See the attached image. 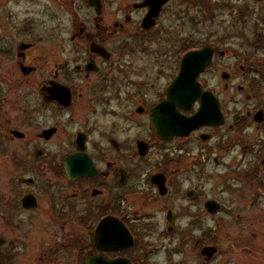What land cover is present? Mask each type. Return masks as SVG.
<instances>
[{
	"label": "flooded vegetation",
	"instance_id": "obj_1",
	"mask_svg": "<svg viewBox=\"0 0 264 264\" xmlns=\"http://www.w3.org/2000/svg\"><path fill=\"white\" fill-rule=\"evenodd\" d=\"M190 6L181 22H164ZM37 7L39 22L28 0L27 22L17 28L26 39L5 76L0 61V156L31 161V177L19 179L25 190L14 185L20 192L12 204L0 196V218L30 217L31 264H163L157 254L165 264H264L261 216L229 221L224 203L211 214L205 204L215 200H204L205 223L225 213L218 249L212 234L202 236L199 214L167 199L179 188L172 178L184 160L190 167L218 162L217 154L232 147L241 157L232 175L253 178L254 203L264 199V0H136L118 9L116 0H42ZM178 27L191 29L194 46L182 57L206 49L210 59L196 79L206 94L178 112L193 117L204 102L219 123L160 138L153 111L167 99L182 57L163 84L166 73L136 70L130 53L152 52L148 36ZM19 74L27 77L26 92ZM249 152L259 163L247 171L242 159ZM191 189L179 197L197 202ZM4 242L0 237V264H17L15 240Z\"/></svg>",
	"mask_w": 264,
	"mask_h": 264
},
{
	"label": "rangeland",
	"instance_id": "obj_2",
	"mask_svg": "<svg viewBox=\"0 0 264 264\" xmlns=\"http://www.w3.org/2000/svg\"><path fill=\"white\" fill-rule=\"evenodd\" d=\"M133 1L136 0H116V8L118 9L119 6H125L127 3ZM40 2H42V0H31V18L36 15L37 22L40 21V19H38L39 15H37V4ZM27 8L28 0H0V36H2V39L0 40V48L5 50L10 49L9 46H13V52L11 54L0 55V61L3 63L1 73L4 76L16 60V45L26 39V34H19L17 28H21V26L27 22ZM190 9L191 6L185 10H180L177 17L176 15H166V20L164 22L176 24L178 23V18L179 22H181L183 17L188 15ZM40 17L42 18L43 15ZM116 17H118V14ZM2 23L7 24V30L4 29L6 34H4L1 30ZM190 30L191 29L187 27L181 29L178 27V29H173L171 31H161L157 36H148L147 39L152 41L147 40L146 44L153 46H150L153 48L152 52L132 51L130 53V57L135 63V69L150 74H154L156 71L161 70L164 74L166 73V75L164 78H161L159 82H163V84H165V82L170 81L167 76L170 77L169 75H172L174 71L176 72V59L181 58L186 51L194 47L192 39L188 36ZM35 33L43 34V30L36 26ZM177 51H179V55L177 54ZM158 58L159 60L157 63L156 59ZM18 76L21 81L20 88H23V91L26 92L28 87L27 77L22 74H19ZM7 97L12 98L11 95H7ZM12 147L17 148V146ZM237 152V147H232L228 150H221L216 156L219 159L218 162H214L212 161V158V160L209 158L198 167H190L191 164L189 159L184 160V162L179 166V170L177 171L178 173H176L175 177L172 178L179 188L173 196L167 198L168 200H177V204H180L181 209L186 210V214L190 213L194 218L195 214H199L201 218H199L198 225L205 224V228L201 231H204L202 236L207 239L205 234H212L217 241L216 246L218 249L225 245L223 238L226 232L219 228V217H222L225 213H219L217 217L218 220H216V216H211V218H207L209 222L205 223L204 218L207 217V213L202 206L204 200L213 199L219 204L220 202L224 203V205L228 208V212H230L227 213L229 215V221H233L236 214H242V216L243 214H251L261 216L262 222L264 223V199L256 196L257 202L254 203L253 201V196L255 195V186L253 184L257 181H254L253 178L247 176L243 179H236L232 175V171L234 168L236 170V168L239 167L238 162L241 160V157L237 154ZM253 155L254 154L252 152H249L244 160L242 159L243 170L249 171L253 168V166H255V164L259 163V159L256 160ZM259 174L260 179L264 181V175L261 173ZM28 177H31L30 160L13 159L6 156H0V196L3 200V204L4 202H8V204H12L14 202V199L18 196L20 191L13 190L12 188H14V185H16L15 187L20 186V178ZM189 187L197 193H195V199L198 200L197 202L195 201L189 203L179 197ZM19 189H21V191L25 190L23 186H20ZM183 204L187 206L182 207ZM181 214L183 213L181 212ZM12 216L13 220L8 218H4L3 220L0 218V237L5 239L4 244L6 245L9 241L15 240L18 252L15 259L17 264H31L30 217L23 212L14 213ZM181 219L183 220L181 223L183 226L186 224V218L181 217ZM7 220L11 222H8ZM196 220L198 221V218ZM244 224L247 225V223ZM230 225H232V223H230ZM232 230H235V228ZM235 235L236 234L233 232L230 234V236ZM40 237L41 235L38 238ZM261 240L262 238L260 241ZM154 257H156L158 261L163 264L167 262L163 255L157 254ZM190 258L192 260L194 259L192 256ZM226 260L228 263L237 262V258H229ZM221 261V257H219L217 258L216 263H221ZM174 262L177 263L178 261L174 260ZM201 262L202 261L195 259V263L199 264ZM238 262L241 264H247V261H243L242 259H238Z\"/></svg>",
	"mask_w": 264,
	"mask_h": 264
},
{
	"label": "water",
	"instance_id": "obj_3",
	"mask_svg": "<svg viewBox=\"0 0 264 264\" xmlns=\"http://www.w3.org/2000/svg\"><path fill=\"white\" fill-rule=\"evenodd\" d=\"M209 63L210 59L209 55L206 54V49L190 51L182 57L179 73L167 88V99L157 104L153 111L152 121L158 137L166 138L174 133L182 136L199 125H215L219 123L214 121V115L208 112L209 110L205 107L204 102L201 110L193 117L184 118L178 112V109L187 110L191 105V98L193 100L194 97L201 94L200 86L196 79L198 74ZM205 94L203 93L201 96L204 97ZM178 131L181 132L178 133ZM262 164L264 165V160ZM82 174L85 175L86 173L82 172ZM27 182L29 181L27 180ZM24 201L26 199L23 200V203H25ZM205 207L211 214L219 210V205L215 201H208ZM207 250V248L203 249L202 253Z\"/></svg>",
	"mask_w": 264,
	"mask_h": 264
}]
</instances>
